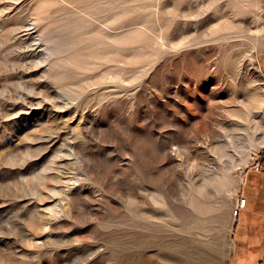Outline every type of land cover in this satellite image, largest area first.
<instances>
[{
    "label": "rangeland",
    "instance_id": "374dc122",
    "mask_svg": "<svg viewBox=\"0 0 264 264\" xmlns=\"http://www.w3.org/2000/svg\"><path fill=\"white\" fill-rule=\"evenodd\" d=\"M166 221L264 264V0H0V264H173Z\"/></svg>",
    "mask_w": 264,
    "mask_h": 264
},
{
    "label": "bare ground",
    "instance_id": "6f19581e",
    "mask_svg": "<svg viewBox=\"0 0 264 264\" xmlns=\"http://www.w3.org/2000/svg\"><path fill=\"white\" fill-rule=\"evenodd\" d=\"M262 107V106H261ZM205 188V185L202 183L198 186L195 185L194 189L196 193L201 192ZM194 199V197H192ZM244 201L246 204V198L244 197ZM202 209L205 210V213L208 211L209 203L206 197L197 200ZM242 204V199L239 201V205H237L233 209V217L239 213V207ZM190 218L199 219L198 217H194L192 214H189ZM214 219H218V214H214ZM209 220L207 217H204L201 221ZM197 223H189L184 222V224L180 225V229L184 233L190 234L187 235H177L172 233V231H177L176 227L170 222L166 221L162 230L163 233L160 236H163V239L168 244V248L171 251L170 258L173 264H221L222 255L224 252V247L219 246H211V242H207V237L209 236V231H213L212 237L214 238L216 234H218V229L211 228L208 224L205 225L204 222ZM158 225L161 223H157ZM155 224V226L158 227ZM155 227V228H157ZM170 233V234H169ZM159 237V235H155V238ZM158 240L156 241V245L158 244ZM233 246V244H232Z\"/></svg>",
    "mask_w": 264,
    "mask_h": 264
},
{
    "label": "crops",
    "instance_id": "0c3cea01",
    "mask_svg": "<svg viewBox=\"0 0 264 264\" xmlns=\"http://www.w3.org/2000/svg\"><path fill=\"white\" fill-rule=\"evenodd\" d=\"M248 179L249 178L246 179V182L248 181ZM246 182H245V184H246ZM258 187H260V190H262L263 189V184H258L256 188H258ZM260 195H261V192L257 193V191H256L255 194L250 199V201L252 203V206H251L252 207V210H251L252 213H251V216H250V221H252V222H253V220H257L259 217H261L263 215V212H261L257 208V198L260 197ZM243 197L246 198V201H247L246 203L247 204L245 205L246 206L245 208H247L249 206V200L247 198V195L244 193V189H243ZM237 218H238V216H237ZM251 236H252V238H256L257 234L254 233V232H251ZM234 245L236 246V243ZM259 264H261V261L259 262Z\"/></svg>",
    "mask_w": 264,
    "mask_h": 264
},
{
    "label": "built area",
    "instance_id": "2783aa9c",
    "mask_svg": "<svg viewBox=\"0 0 264 264\" xmlns=\"http://www.w3.org/2000/svg\"><path fill=\"white\" fill-rule=\"evenodd\" d=\"M263 169V166L261 165V163H257V166H256V169ZM246 204H245V201H244V197L242 198V204L240 205V207H244Z\"/></svg>",
    "mask_w": 264,
    "mask_h": 264
}]
</instances>
